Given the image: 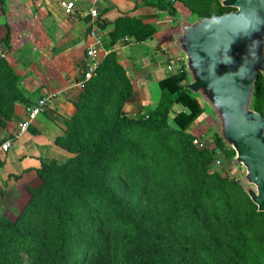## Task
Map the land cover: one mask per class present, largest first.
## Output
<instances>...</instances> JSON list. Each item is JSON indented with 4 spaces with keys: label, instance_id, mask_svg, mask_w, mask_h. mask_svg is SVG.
Wrapping results in <instances>:
<instances>
[{
    "label": "trees",
    "instance_id": "1",
    "mask_svg": "<svg viewBox=\"0 0 264 264\" xmlns=\"http://www.w3.org/2000/svg\"><path fill=\"white\" fill-rule=\"evenodd\" d=\"M138 5L155 6L170 16L179 11L170 0H137ZM220 6L221 13L232 10L221 3ZM109 9L105 8L102 14ZM191 12L221 14L204 10ZM100 25L104 27V20ZM154 32L151 24L125 16L117 18L113 30L116 36H131L133 41L145 40ZM10 41L8 28L0 40L6 52ZM87 71L85 61L80 80ZM115 79L122 80L124 96L130 98L131 80L111 52L98 64L85 89L94 87L97 81ZM187 80L185 66L183 70L169 72L159 81L162 98L156 108L137 113H127L121 108L112 123L98 133L86 130L80 111L68 121L66 134L57 141L71 155L63 161L41 159L40 165L32 168L37 183L27 186L31 198L23 212L16 219L0 215V264H198V260L203 264H217L214 250L198 244L190 235L193 219L208 215L210 208L220 219V234L224 236L220 240L216 237L217 230H210L221 260L226 264H261L263 259L255 248L248 222L264 218V212L258 211L240 179L211 171L218 151L227 159H232L235 153L225 147L216 133L211 145L193 143L195 138L187 129L203 116L204 109L185 88ZM256 84L255 107L264 114L262 74L258 75ZM8 89L19 91L18 77L6 58L0 57V108L7 101ZM177 107L181 109L178 111ZM172 111L182 143L181 161L187 167L194 187L192 193L196 196L192 202L189 197L183 204L163 207L158 199L160 180L155 169L148 166L140 178L145 194L149 195L148 208L136 210L117 192L114 177L121 174L119 169L130 159L128 143L133 137L132 130L168 131ZM77 136L83 139H76ZM4 165L0 157V168ZM233 185H239L248 197L251 206L248 215L243 212L241 202L232 197ZM258 239L264 242V237Z\"/></svg>",
    "mask_w": 264,
    "mask_h": 264
},
{
    "label": "crops",
    "instance_id": "2",
    "mask_svg": "<svg viewBox=\"0 0 264 264\" xmlns=\"http://www.w3.org/2000/svg\"><path fill=\"white\" fill-rule=\"evenodd\" d=\"M63 1L0 0V40L8 28L11 35L10 49L4 58L17 75L20 89L17 96L14 95V103H9L12 119L0 126L1 142L10 140L12 143L9 150L0 149V157L5 161L0 176L8 181L14 176L30 177L34 174L32 168L39 166L41 159L66 160L71 155L57 140L65 133L67 121L77 113L76 104L85 89L78 82L82 66L88 61L87 50L93 42L91 16L87 15L90 8L100 11L98 25L103 36L100 55L104 58L116 50L133 85V96L125 111L148 112L152 109L143 108L147 97L151 96L155 108L162 98V90L159 94L156 84L169 73L165 62L169 54L175 52L166 36L171 22L168 12L151 5L136 6L137 0H79L77 8L67 13ZM105 8L110 9L102 14ZM162 15L165 19L169 16V20H162ZM120 16L140 18L151 24L155 32L142 41H133L131 36L118 37L113 30ZM102 20L104 27L100 25ZM160 55L165 58H156ZM140 81L139 89L136 82ZM150 86L156 88V92L150 94ZM51 93L56 96L45 111L27 130L20 131L19 123L25 119L28 107ZM10 98L7 96V101Z\"/></svg>",
    "mask_w": 264,
    "mask_h": 264
},
{
    "label": "water",
    "instance_id": "3",
    "mask_svg": "<svg viewBox=\"0 0 264 264\" xmlns=\"http://www.w3.org/2000/svg\"><path fill=\"white\" fill-rule=\"evenodd\" d=\"M232 10L199 15L179 10L166 29L186 67L185 88L241 170V184L264 212V114L256 109L264 78V0H219Z\"/></svg>",
    "mask_w": 264,
    "mask_h": 264
},
{
    "label": "rangeland",
    "instance_id": "4",
    "mask_svg": "<svg viewBox=\"0 0 264 264\" xmlns=\"http://www.w3.org/2000/svg\"><path fill=\"white\" fill-rule=\"evenodd\" d=\"M170 1L179 10H184L187 12H191L192 10H204L213 13H221L223 11L219 0ZM161 18L164 21L169 20V16L165 19L162 15ZM111 52L115 53V60L120 64L117 57V51L112 50L108 53V55ZM105 57L103 58L101 55L99 56V64H102V61L105 59ZM156 58L164 59L165 56L160 55L156 56ZM165 66L167 67V61L165 62ZM141 82L142 81L136 82V86L139 89L142 87ZM84 88H86V86ZM149 88L151 92L150 94L156 92V88L159 94L161 93V88L158 84H156V88H153L152 86ZM4 90L5 88L3 89V92ZM9 90L10 89L6 90L8 95L6 94L5 96L6 98L7 96L11 98L7 102L2 103V107L0 108V126L3 122L12 119V110H10L8 107L11 105L10 101L14 103L16 99L14 98V95L17 94V91L10 92ZM124 92L125 87L122 83V80L120 79H115L113 81L109 80L105 82L101 80L100 83L97 81L94 87H90L89 90H82L79 102L76 104V114H78L80 111V115L83 119L81 123L85 124L87 131L97 130L96 133H98L103 129V126L110 125L112 123L111 121L121 108L124 111L126 110L125 106L130 98L126 99ZM138 98H140V95ZM138 98H136V100H138ZM152 102L151 96H148L143 108L145 107L146 110L154 109L155 105L154 103L152 104ZM180 109V107H177L178 111ZM76 114L74 116H76ZM172 116L173 111L169 115L170 129L168 131L150 133L137 129L132 130L133 137L128 143L131 148L129 152L130 159L122 169H119L118 172L121 174L115 175L113 181L117 192L128 202L131 208L139 211L148 208L149 195L145 194L144 187L141 185L140 180L142 174L144 173V168L148 166L155 169L158 180H160V194L158 199L163 207L167 208L171 203L183 204L185 199L189 197L190 201L192 202L196 196V194L192 193L194 187L192 186V181L189 178L187 167L183 165V162L181 161L182 143L177 132L178 126L175 124ZM89 120H92L93 122ZM196 121L197 122L194 125L187 129V132L192 134L194 138L199 139V143L196 144L197 146H201L199 144H202V146L211 145L215 139L214 127L204 115ZM67 130L68 121L64 134H66ZM2 136V131L0 129V144ZM81 138L82 137L80 136L76 137V139ZM58 144L68 154H71V152L66 149L65 146L59 142ZM162 158H164V160L161 161ZM217 159L221 160L220 165H217ZM232 159H227L222 151H218L215 161L211 164V171H218L225 176H240L241 170L239 167L234 165ZM63 160L60 158V161ZM144 162L147 163L144 164ZM36 183L37 178L34 174L30 175V177H25L23 175L17 176V178H12L9 181L5 180L4 176H0V215L5 214L12 219H16L17 216H20L31 198V193L27 186L36 185ZM231 195L233 198L241 202L243 212L245 215H248L250 213L251 206L249 199L243 192L242 188L239 185H233L231 188ZM209 210L211 212H208V215H202L201 219H193L194 224L192 226L190 225V235L192 236V239L198 244H202L214 250L217 264H226L221 260L220 253L219 251L215 250V245L210 238V230L215 229L217 230L216 237H219L220 240H224V236L220 234V219L214 214V210H212V208ZM195 225L196 227L194 228ZM248 225L252 236L255 238V248L263 259L261 264H264V242L258 239L260 237H264V218L261 217L258 219H253L248 222ZM198 264H203L202 260H198Z\"/></svg>",
    "mask_w": 264,
    "mask_h": 264
},
{
    "label": "built area",
    "instance_id": "5",
    "mask_svg": "<svg viewBox=\"0 0 264 264\" xmlns=\"http://www.w3.org/2000/svg\"><path fill=\"white\" fill-rule=\"evenodd\" d=\"M78 2L79 0L63 1V6L65 7V11L67 13L73 12L77 8ZM87 15L91 16L90 24L92 27L91 36L93 37V42L87 50L88 71L86 72L85 78L80 82H78V85L81 87H85L87 82L93 77L95 70L99 64V56L103 51V36L101 34V30L98 25L100 11L97 8L92 7L88 11ZM6 55L7 52L5 51V48L2 45H0V57L4 58L6 57ZM184 66H185L184 61L180 55L174 52L169 54L167 60V70L169 72H177L183 70ZM55 96H56L55 93L48 94L47 96H43L39 98L34 104L30 105L27 109V115L25 119L22 120L21 123L19 124L20 131L27 130L30 127V125L33 123V121L38 117V115L43 111H45V109L48 107L49 103L53 101ZM194 143L198 144L199 139L195 138ZM11 145H12L11 141L7 140L0 145V149L2 151H7L10 149ZM199 145L202 146V144ZM216 162L217 165L221 164L220 159H217ZM230 176L234 177V175H230ZM236 177L240 179V176H236Z\"/></svg>",
    "mask_w": 264,
    "mask_h": 264
}]
</instances>
